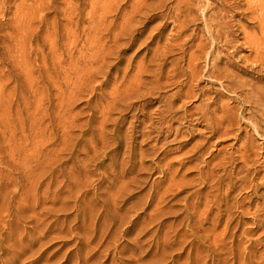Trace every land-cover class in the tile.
Listing matches in <instances>:
<instances>
[{"label":"rangeland","instance_id":"1","mask_svg":"<svg viewBox=\"0 0 264 264\" xmlns=\"http://www.w3.org/2000/svg\"><path fill=\"white\" fill-rule=\"evenodd\" d=\"M261 14L260 0H0V264H197L205 197L214 215L228 184L236 236L264 241Z\"/></svg>","mask_w":264,"mask_h":264},{"label":"bare ground","instance_id":"2","mask_svg":"<svg viewBox=\"0 0 264 264\" xmlns=\"http://www.w3.org/2000/svg\"><path fill=\"white\" fill-rule=\"evenodd\" d=\"M258 4V3H257ZM260 8L262 11V14H264V1L260 0ZM261 14V15H262ZM214 20V19H213ZM261 20V19H260ZM213 25L217 26V27H223V25L221 24V22L219 21H214ZM215 26V27H216ZM182 27V26H181ZM219 29V28H218ZM223 28H221L220 30H222ZM264 30V29H263ZM217 31V30H216ZM223 32V31H221ZM211 33V30H210ZM217 34V33H216ZM220 34V33H219ZM224 32L222 33L223 36ZM263 37H264V31H263ZM218 36V35H217ZM262 37V38H263ZM219 38V37H218ZM223 38V37H220ZM226 39V38H225ZM257 39V38H256ZM264 40V39H263ZM261 40V38L254 40L253 41V46H255V48H257L258 50H261L262 52L264 51V41ZM257 64V63H256ZM256 88V87H255ZM254 88V89H255ZM259 88V87H258ZM263 89V88H261ZM253 90V89H252ZM251 90V91H252ZM259 89H256V91ZM261 91V90H259ZM263 91V90H262ZM254 93V91H253ZM253 93H251L252 97H253ZM259 93V92H258ZM256 94V93H255ZM261 94V93H260ZM259 94V95H260ZM258 95V96H259ZM264 95V93H263ZM256 96V95H254ZM262 96V95H261ZM260 97V96H259ZM263 97V96H262ZM261 97V98H262ZM256 98V97H255ZM254 98V99H255ZM258 98V97H257ZM256 101V100H255ZM254 101V102H255ZM259 102V101H258ZM261 103V101H260ZM264 103V102H262ZM261 103V104H262ZM254 104V103H253ZM259 104V103H257ZM256 105V102H255ZM259 106V105H258ZM262 106L260 105V108ZM264 108V106H263ZM228 110V109H227ZM226 112V111H225ZM263 112V111H262ZM224 113V112H223ZM225 114V113H224ZM264 114V113H263ZM225 116V115H224ZM223 118V117H222ZM221 118V119H222ZM218 119V118H217ZM216 118H214L213 116H207L206 120L209 124V126L212 128V130L214 131L213 135H217L219 134V138H226L230 136V127H226L224 128V132H220L221 128H222V124L219 122V119L217 120ZM223 121V120H222ZM228 122V121H226ZM264 122V121H263ZM229 123V122H228ZM255 123V122H254ZM258 123V122H257ZM227 124V123H225ZM230 124V123H229ZM256 124V123H255ZM224 125V124H223ZM232 125V124H231ZM230 125V126H231ZM258 125V124H257ZM261 125V124H260ZM233 127V126H232ZM253 127H255L253 125ZM258 127V126H256ZM258 129V128H257ZM260 129V128H259ZM257 130L260 132V130ZM262 129V128H261ZM256 130V129H255ZM258 133V132H257ZM240 134V132L238 133ZM260 134V133H259ZM241 135V134H240ZM250 135V134H249ZM236 136V134H235ZM234 136V137H235ZM247 136V135H246ZM261 136V135H260ZM252 137V136H251ZM238 138V137H237ZM227 139V138H226ZM247 140L243 139V144L241 143L240 148L237 150L238 152L241 151H249V145H248V138H245ZM251 139V138H250ZM236 140V138H235ZM253 140V139H251ZM238 141V140H237ZM250 142V141H249ZM252 142V141H251ZM203 144V141L199 143V145L201 146ZM252 144V143H250ZM253 148V147H252ZM255 145H254V149L255 150ZM224 151V149L219 151V154L222 153ZM243 153V152H242ZM241 153V154H242ZM252 153V152H251ZM253 154V153H252ZM232 155V154H231ZM239 155V154H238ZM245 155V154H244ZM243 155V156H244ZM255 155L258 156L257 153H255ZM245 157V156H244ZM250 158V155L247 156ZM254 157V156H253ZM256 157V156H255ZM254 157V158H255ZM252 158V157H251ZM226 160H232V156H223L221 161H226ZM219 162V161H218ZM221 165V164H220ZM224 167V166H223ZM246 169V168H245ZM212 174V173H211ZM204 177V175L202 176V178ZM210 178H212L211 183L208 182V186H211L213 188V185L215 183V176L213 174V176H211ZM209 178V180H210ZM252 180V179H251ZM204 181H208V179L206 178ZM229 189L228 192H226L225 194H223V197L220 194H216L213 196L214 198V202L217 204L218 208V212L215 213L213 215V213L211 212V208L209 207V204L211 202V190L207 193L206 197H205V201H206V211H203L200 215H199V219L204 222H207L208 220L212 221V228H208L205 229L203 232V235H198L197 239H199L200 241V246H205L206 249L203 252V254L201 255V257H199V260L197 262V264H264V250L262 251H258L261 246H264V241L262 240L263 236H260L257 239H252L250 238V232L251 231H244L242 232V234L239 236H236V231H238V227H239V223H237L235 225V216L232 213V211L234 210V208H239L242 207L240 204L241 202H234V203H229L228 201L225 202L227 200V198L230 195L229 190L231 189L230 185L228 184ZM216 188V187H215ZM215 190V189H213ZM222 197V198H221ZM225 206V208H223ZM261 209V208H260ZM264 209V208H263ZM259 210V208H258ZM181 211V210H180ZM223 212L226 213L225 216V229L223 230V232L221 234H217L215 233V228H217V225L220 223L221 221V217L223 216ZM238 212V211H237ZM172 213V212H171ZM244 213V211H243ZM254 216V215H253ZM261 216V215H260ZM260 218V217H259ZM258 220V219H257ZM258 222V221H257ZM262 223V222H261ZM188 224V223H187ZM202 226V225H201ZM170 237V236H169ZM213 237V238H212ZM239 237V238H238ZM238 238V239H236ZM167 242V241H166ZM193 242V241H192ZM199 246V247H200ZM150 247V246H149ZM164 250V248H163ZM169 251V250H168ZM165 252V251H164ZM167 252V251H166ZM142 253V252H141ZM171 253V252H170ZM167 255V254H166ZM169 255V254H168ZM198 256V255H197ZM137 259V258H136ZM198 259V258H197ZM159 260V259H158ZM157 260V261H158ZM165 259H162V262H164ZM170 262V261H169ZM157 264L156 260H145L144 258H141V260L137 263V264ZM189 263V262H188ZM165 264V263H162Z\"/></svg>","mask_w":264,"mask_h":264}]
</instances>
